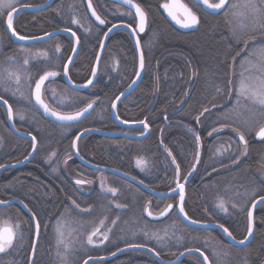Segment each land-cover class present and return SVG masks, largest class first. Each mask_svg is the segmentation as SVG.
Returning a JSON list of instances; mask_svg holds the SVG:
<instances>
[{
	"label": "trees",
	"instance_id": "trees-1",
	"mask_svg": "<svg viewBox=\"0 0 264 264\" xmlns=\"http://www.w3.org/2000/svg\"><path fill=\"white\" fill-rule=\"evenodd\" d=\"M70 1L73 0H56L52 6L45 11L39 13H21L15 18L14 29L19 35H26V37H29L27 34L19 32L17 28L20 27L22 30L31 34L44 33L57 29V27H61L60 23L63 19L62 17L66 16L68 19L66 20V26L63 27V29H68L74 32L80 43L77 58L69 70V78L75 84H83L90 76L91 68L105 30L94 25L90 19H88L89 22L85 21L86 24H84L83 21L81 22L82 28L78 27L77 24L72 23L73 19L66 12V8L60 7V5L63 6L66 2ZM76 1H79L85 13L83 1ZM134 1L137 2V4H139L146 12L150 21L147 34L141 38L143 48H146V51L144 50L146 72L138 88L118 107L117 116L122 120H142L150 113L151 115L158 116L160 118L159 122H152L150 136L143 141H129L120 138L105 139L98 136H88L81 140L79 143V149L87 158L100 164L113 166L118 170L128 173L154 190L164 191L168 189V183H159L157 175L159 165L156 163V158L161 154L159 148L161 145H159V143H161L170 153L172 152V155L176 160V165H179L180 175H182L191 164V150L193 143L195 144L197 155L198 142L196 136H199V143L202 148L201 159L193 176V180L186 189V201L184 204L185 213L189 219L194 221L214 222L223 225L232 233V236L235 239L241 240L244 237L245 224L243 223L241 215L239 216L232 212L233 203H230L231 201L229 200L225 205L226 208L228 207L227 211L222 210L218 213L213 210L214 207L216 208V204H213V202L217 203V198L226 197L227 194L232 195L234 191L243 192L252 183L256 184L257 177L255 174L257 165L260 163V146L263 141H250L248 143L246 157L244 158L243 163H239V154L236 152L237 150L235 149V146L233 145L231 149L236 151H229L226 148L228 145L232 146L233 140H228L229 137L226 135H221L220 137L215 136L211 140H207L206 131L197 129L195 123L189 122L186 118L192 114L195 110V105L197 104L198 99L204 95V92H202L201 75L206 74L210 63V61L207 60L209 58V49L212 47L216 48L217 46H219L218 48H221V45H218V42L216 41V34H219V25L216 21L221 20V15L218 17L203 18L200 28L196 32L190 34V36H188L189 38H187L185 36H180V33L174 30L164 19L159 9V0ZM93 5L108 26L115 23L125 22L124 18L121 17V13H128L125 9L106 0H93ZM80 19L82 20L81 17ZM157 36V41H155V37ZM55 39H58L57 42L62 43L63 57L61 63H59L58 69V71H61L71 52L72 41L63 36L56 37ZM51 41H53V39L49 42ZM111 41H114L116 45L119 44L120 46L118 61L124 74L120 75L118 78L119 80L124 79L122 85L117 81L114 85H111L107 81V69L105 71V76L101 78V69L104 63L106 65V58L108 59V51ZM54 45L59 46L58 43H55ZM223 46L224 45L222 44V48ZM223 53L224 52H222V54ZM211 65L213 66V64ZM155 67L157 68V72ZM135 70L136 57L131 39L124 32L119 31L108 40L99 68V76L92 89L95 91L94 94H90L91 91L88 93L71 91L66 88L60 78L54 83L59 84L58 89L62 90L68 98L73 100H69L71 105L75 101L80 102L77 106L68 105L67 108L60 109L57 105V108L53 106L51 98L48 96L46 97L44 91L45 101L51 108L58 111L74 112L93 101L97 106L88 119L78 125L65 128L75 130L69 137L65 138L59 137L61 135L55 133V130L59 128L58 126L44 120L36 111H32L33 114L31 117L35 124H33V126L35 127L28 130V132L36 137L38 146L36 157L29 165L18 171L15 179H12V184L10 183L8 184V187L3 188L2 195L4 197L11 196L12 198L19 199L27 206V208H29L34 216H36L38 221L41 220V216L49 210L47 205L51 202H49V200L53 194L44 189L45 181H50L54 178L50 177V179L47 176L44 166H36V164L39 162L41 163V158L44 159V156L47 155L46 152L56 154L59 158L65 156V154L68 155L73 137L83 129L104 127L113 130L114 128H111L112 126L109 121L110 106L115 97L131 82L130 80ZM186 74L188 79L189 75L193 76L195 82H187ZM0 97L11 104L10 100L7 98L1 95ZM183 97H185V99L187 98V101L184 102L182 105L183 107L177 109L178 114L176 115V120L178 122L175 126L172 125L167 129H163L159 136V131L163 126L161 117L165 112L169 113L174 108L172 107L173 104L176 106ZM2 111L3 109L0 106V123L3 118L2 115L4 111ZM95 112H99L102 118L97 116ZM1 126L2 125L0 124V127ZM5 132V134L9 135V139L3 134V139L7 142H4L5 144L0 143V165L11 159H13L12 161L22 159L25 156L27 147H30L27 142L16 138L9 131L5 130ZM2 146L3 148H1ZM43 146L47 149L42 150ZM220 148H222V150L224 148V151L220 150ZM12 150L14 151L12 152ZM216 154L220 156V159H216ZM212 157L216 159V167L212 168L210 166L211 168H207L206 165L211 163ZM136 158L143 161L142 165L149 169V172L145 173L144 176H141V174L136 171L137 168L141 170V167H133L136 163ZM193 163L186 175L190 172ZM236 164H238V166H236ZM9 173L10 172L7 171L4 175H8ZM164 174L167 175L169 181V174H167V172ZM198 174L200 176V181L195 180V177ZM186 175L183 174L182 177L185 178ZM15 180H18L17 186L14 183ZM26 192L28 194H26ZM141 194L147 197V199H150L143 192H141ZM259 196H264V194L257 195V197ZM164 202L165 201L163 200H153V209L159 210L163 207ZM7 211L15 215V217L22 219L26 218L24 213L16 206L8 208ZM202 214H206L210 220H199L198 216H201ZM262 214V220H264V212ZM260 216V213L257 211L255 217L260 218ZM166 222H170L171 224L174 223V225L179 224L181 227L185 228V230L188 231L191 240L194 242L195 239L193 248L202 251L211 264H213L211 253L206 251L205 248L200 247L199 244L196 243L197 240L210 239L216 236L222 246V249L218 250L220 257L218 259L223 260V264H244L243 262L241 263L238 254H242V257L246 258V262L248 261L246 264H258L264 259V221L260 222V225L262 223L263 229L260 225L256 226L251 243L243 249L230 247L222 235L216 231H199L184 226L178 220L175 212H172L166 219L160 222L148 221V223L160 225ZM146 239L149 238L146 237ZM187 239L189 240V238ZM151 242L154 243L155 246L152 243H146L144 241L141 245H145L156 251V243L154 241ZM156 252L160 256L162 255L158 250ZM109 253L110 251H106L105 255ZM93 254L98 256L101 253L100 251H95ZM28 255L29 250L23 248L20 250L18 249L15 257L8 252L1 255L0 264H26L28 261ZM124 256L126 255L102 264H156L153 260L149 262L145 260V258L138 256H135L136 258L129 256L127 257L129 259L128 261V259L124 260ZM13 259L17 260V262H13ZM181 264H185V262L183 261Z\"/></svg>",
	"mask_w": 264,
	"mask_h": 264
},
{
	"label": "rangeland",
	"instance_id": "rangeland-1",
	"mask_svg": "<svg viewBox=\"0 0 264 264\" xmlns=\"http://www.w3.org/2000/svg\"><path fill=\"white\" fill-rule=\"evenodd\" d=\"M44 1L45 0H19V3L16 5V7L20 5H38ZM242 2L243 0H241V3ZM254 2L259 5V0H254ZM259 6L264 9V5ZM60 7L66 8L68 15L71 16L72 19L79 21L77 24L78 27H81L82 21L84 24H86L85 21L89 22L85 7L84 10L86 14L84 13L79 1L73 0L66 2L63 6L60 5ZM239 11L243 12L244 15L232 16L230 14L231 10L226 8L221 15V20L216 21L219 25V34H216L217 39H214H216L218 45H221V48H218L219 46H217L216 48L212 47L209 49V58L207 60L210 61V63L208 65L206 74L201 75L202 92H204V95L198 99L197 104L195 105V110L189 115L192 117L187 116L186 118L189 122L195 123L197 116L202 110L212 108L211 111L207 112L198 122H196L197 126L200 130H209L208 134L206 135L207 140L214 138V135L212 134L214 129L217 130L221 128L222 131L216 133L217 135L215 136L220 137L221 135H226L229 137L228 140H233L234 143L232 142V146L228 145L226 148L229 151L237 150L236 152H238L240 159L238 162L243 163L247 154L246 152L248 150V143L250 141L256 142L254 140V135L259 127L264 125V109H261L259 105L253 104L250 100L244 97H239L237 90L240 84L241 73H243L245 77L249 78V82L255 80L256 76L258 75L256 68L253 66L259 65L261 63V58L264 57V11L259 14L250 13L243 8H241ZM5 17L6 14H0V95L10 100L11 104H13L14 120L17 123L18 130L22 132H28V130L35 127L33 126L34 122L32 121L31 116L33 114L32 111L36 110L33 108L30 99L33 84L45 71H58L59 63H61V59L63 57L62 43L57 42L58 39L54 38L55 40L53 39V41L49 43L45 42L38 44L37 46L17 45L10 40L5 31ZM121 17L128 20H131L132 18L131 15L124 12L121 13ZM62 18L63 19L60 23L61 27L57 28H63L66 26L65 23L68 18L66 16H63ZM14 26L15 18L13 20V28ZM17 30L23 34H27L29 37H26L25 35L24 37L26 38H30V36L35 37L46 33L31 34L22 30L20 27H18ZM55 43H58L59 46H55ZM222 44L224 45L223 48ZM57 47L59 48V51H57ZM222 52L224 53L222 54ZM45 53L46 55H44ZM25 59L29 61L27 65L24 64ZM211 64H213V66ZM108 68L109 57L108 59L106 58V65L104 63L101 69V78L105 76V71L106 69L108 70ZM6 70L18 73L20 75V83L17 84L14 77L10 79ZM134 76L135 72L130 81L133 80ZM186 78L187 82H195V78L191 75H189L188 79L186 74ZM58 86L59 84L53 82L45 88L46 97L48 96L51 98V103L54 107L57 108L58 106V108L62 109L67 108L68 105L77 106L80 104L79 101H75L71 105L69 100L72 99L68 98V96L62 90H59ZM90 93L94 94L95 91L92 90ZM185 100V97H183L176 106L173 104V109H176V107L179 108L181 105H183ZM59 112L63 111L60 110ZM95 113L97 116L102 118L99 112ZM166 113L167 112H165V114ZM20 116H23L24 118L20 119ZM2 117V122L0 124L4 127H0V135L2 134L0 143L3 144L4 142H7L5 139H3V134L7 139H9V135L5 134L7 127L6 116L4 112ZM58 127L59 128L57 129L55 128V133L61 135L59 137L62 138L70 136L75 131L74 129H65L68 128L65 126ZM238 132H243L245 134V140L247 141L246 145H242L237 139ZM233 145L235 146L236 150L231 149ZM3 146L1 148H3ZM260 147L261 157L255 174L257 177L256 184L252 183L243 192L234 191L233 194L231 193L232 195L227 194L226 197L228 198L220 197L217 198V203L213 202V204H216V208H213L214 212L220 213L219 211L223 210L218 206L220 201L223 200L224 204L226 205L230 200V203L235 205V207L232 206V212L238 214L239 216L241 215L243 223L245 224V230L247 210L250 203L255 199V197H257V195L264 194V140ZM29 149L30 147H27L28 151ZM43 149L46 150L47 148L43 146L42 150ZM220 150H222V148H220ZM13 151L14 150H12V152ZM191 151L192 153L190 163L192 164L195 162L196 157L194 143L192 145ZM222 151H224V148ZM46 154L47 155L44 156L42 162L44 163L46 174L49 178H56L62 176V174L65 176L66 180L75 178L73 172L70 170L71 168L69 163H64L68 155L65 154V157L59 160V157L56 154H50L48 152H46ZM217 158L220 159V156L216 154V159ZM46 159L48 160L46 161ZM216 159L212 157L211 163L207 164L206 167H216ZM12 160L13 159L5 161V163H8ZM135 161L136 163L133 167H138V159L136 158ZM238 164H236V166H238ZM190 166L186 172L183 173L184 175H186L190 169ZM139 167H141V170H138V173L141 174V176H144V172L148 167H144L143 165ZM93 175L96 176L97 178L95 179L99 181L96 182L97 186L95 187L101 186V188L98 189L97 194L104 196H107L109 193L107 191L108 188H113V182H118L105 176L104 173ZM115 179L119 180L118 190L120 193H122V195L120 194L118 199L115 197V195L112 197L110 196L107 201L114 203L113 206L115 210H118L119 213H115L114 216L111 214L98 215V218L96 219L97 222L94 223L86 220L84 225H79L80 223L75 219L65 216L67 213L65 212V214L62 215V217H65H60L61 219L58 220L57 223L52 224L50 230L52 241L51 243L49 242L50 248L48 251H46L47 255H49L50 264H81L84 259L88 258V256L95 252V249L98 251L102 249L103 252H106L107 250L111 251L113 249H120L130 245H141L143 241L146 243H152L151 241H154L156 243V251L158 250L162 254L161 257L167 261L174 260L180 251L193 248L195 239L193 242V240H191L189 237L188 231H186L185 228L181 227L179 224L174 225V223L171 224L170 222H166L161 225L148 223L147 219L144 217V208L147 205H152L153 199H147V197L141 194L142 191L140 192L139 190L135 189L136 187L130 185L129 183L118 178ZM120 180L125 183L121 182ZM195 180L200 181L199 174L196 175ZM14 183L17 186L18 180H15ZM93 184L95 183H92V186ZM88 189L89 188L80 187V190L84 194H90V190ZM253 194H255V196ZM122 196L123 198H128V214H125L127 207H124V209L123 207L122 209L117 207L119 203H122ZM166 203L167 202L165 201L163 206ZM86 209L87 208L85 207H81L78 209V213H80V215H86V212H84ZM123 211H125L124 214L122 213ZM257 211L261 215L260 218L256 217V225L259 226L260 222L264 221L262 220L264 206L260 207ZM5 212L6 211L0 210V222H3V216L5 215ZM125 215L126 217L124 218L125 221L123 225L121 218ZM206 217V214H202L201 216H198V219L206 221L210 220L208 217ZM109 218H113L115 223L111 222L110 225ZM102 220L104 221L103 226L100 224ZM44 221L45 220H42L43 227ZM97 227L100 228L101 238H103L104 235H107L108 239L106 240L105 245L101 248L89 247L88 236ZM260 227L263 229L262 223ZM245 230L244 237L246 236L247 232ZM44 231L43 233H45ZM146 237L149 239H146ZM187 238H189V240ZM93 241L99 242L97 236L93 237ZM196 243L211 253L213 264H223L222 262L224 261L218 259L220 258L218 250L222 249V246L216 236L210 239L197 240ZM152 244L154 245V243ZM125 255L126 256H124V260H127V257L129 256L134 258H136L135 256H138L151 262V258L143 253H128ZM238 256L240 257L241 263H248V261L246 262V258L242 257V254H238ZM184 262L185 264H202L198 258L193 256L187 257Z\"/></svg>",
	"mask_w": 264,
	"mask_h": 264
},
{
	"label": "water",
	"instance_id": "water-1",
	"mask_svg": "<svg viewBox=\"0 0 264 264\" xmlns=\"http://www.w3.org/2000/svg\"><path fill=\"white\" fill-rule=\"evenodd\" d=\"M54 1H56V0H45L43 3H41L39 5H20V6L16 7L17 11L13 13V16L15 18L16 16L20 15L21 13H39V12L45 11L51 7V5L54 3ZM106 1L113 3L117 6H120L124 9L128 10L129 12H131L135 18V26L131 27V26H128L124 23L113 24V25H116V27H113V25L107 26L106 22L104 24H100L99 21H97L96 18L92 15L93 10H95L96 14L99 15L98 12L96 11L95 7L93 6L92 1L90 0L91 8H89L88 7L89 0H84L85 10H86V13H87L89 19L94 23V25L105 30L104 35L102 36V39L100 41V44H99V47L97 50V54H96V57H95V60H94V63H93L92 69H91V74H90L89 80L91 79L93 81V83L90 85H87V86H85L87 84V82L85 84H75L69 78V70H70L71 66L73 65L74 61L76 60L77 55L79 53V49H80L79 39L76 35L75 36L72 35L73 32L71 30L63 29V28H57V29L50 30V31H48L42 35H39V36L30 37V38H26L24 40H20L18 34L13 36L11 34V30H9L7 28V24H6L7 16L5 17V21H4V28H5V31L8 35V37L10 38V40L13 43L20 45V46L42 44V43L48 42V41H50L56 37H61V36L67 37L72 41V50H71L68 58L66 59V61L64 63V65L65 64L68 65L67 76L64 75V71L62 68V71H61V73H59V75H57L54 78H51L48 81H45V84L42 88V98H44L43 97V91H44L45 86L51 82L58 80V78L60 76H61V80L64 83V85L71 91L81 93V92H86L87 90H90L95 85V83L97 81L98 74H99V67H100V64L102 62L103 55H104L105 48H106L109 37L112 34H114L115 32L123 31V32L127 33L131 38V42H132L133 49H134L135 56H136V73H135L133 80L130 82V84L126 88H124L115 97V99L113 100V102L110 106V109H109V116H110L111 121L120 130L119 131H108V130L99 129V128H88V129L81 130L80 132H78L76 134V136L74 137V139L72 141V144H71V155H72V157L83 167H85L89 170H92V171L112 175L118 179H121V180L133 185L134 187L138 188L144 194H146L148 197H150L152 199L166 200V199H169L173 196H178V200H177V203L175 205V212H176L177 218L179 219V221L183 225H185L186 227H188L190 229L199 230V231H216L222 235V237L224 238V240L226 241V243L230 247H233L236 249H242V248L247 247L251 243L253 235H254L255 212L259 207L264 205V203H259L260 197H257L253 200V201L257 202V206L255 208H253L252 207L253 201H252L248 207V210H247V213H248V211H252V213H253L252 223H251L252 234L251 235L248 234V228L250 225H249V218L247 215L246 216L247 236L245 237L244 240H237V239H233L232 238L233 236L229 237L227 235V233H225L223 231V228L220 227L221 225L218 223L199 222V221L191 220L188 217L185 218V215L183 213L179 212V195H178L179 190L176 188V184L171 189H169L168 191L159 192L157 190H154L150 186L146 185L145 183H143L142 181H140L139 179L135 178L134 176H132L128 173L117 170L115 168H111V167L92 163V162L86 160L85 158H83L79 154L78 145L82 139H84L85 137H88V136H98V137L105 138V139L125 138V139L131 140V141H141V140L147 138L150 134L149 127L148 126H147V128L144 127L145 122H141V123L129 122L128 123V122L122 121L117 116L118 107L122 104V102L127 97H129L131 94L134 93V91L140 85V83L143 79V76H144V56H143V51L141 48L139 37L145 33L146 25H147V19H146L144 31L140 32L138 30V27H137L139 24V18L135 16V10L134 9H130V6L127 4H124L122 2V0H106ZM191 1L200 5L202 7L203 11L205 13L211 15V16H218L225 10V9H222V10L214 12L212 10L205 9L201 4H199L197 2V0H191ZM171 2H172V0H166L165 3H171ZM178 2L182 3L180 0H178ZM162 5L160 6V11H161L162 15L164 16L165 20L168 23H170L172 25V27L181 31L182 33L195 32L198 29L199 23L197 25L191 27V28L181 27L180 24H177L176 21L173 20L168 15V13L165 11V9L162 7ZM109 29H111V31H109ZM133 29H136V32L134 34H133ZM137 41H139V46H137ZM141 55L143 56V68L140 67ZM69 58H71V63H69ZM93 68H96L95 78H93V75H92ZM43 74L44 73H42L41 75H43ZM40 76L37 78V80H39ZM34 88H35V83L33 84V87L31 90V98L30 99H31L32 106L34 107V109L40 114V116L44 120H46V121H48L51 124H54L56 126L77 125V124L83 122L84 120H86L87 118H89L96 108V104L93 103L92 109H90L87 113H85L84 116H82L79 120H76V121H59L55 117L45 113L43 111V109L38 104L35 103V99H34V95H33ZM117 97H119V99H117ZM90 103H92V102H90ZM113 104L116 105L115 108L112 107ZM0 106L5 111L6 123H7V127H8V130L10 131V133L13 136H15L16 138H19V139L24 140V141H28L31 144L30 151L24 159H22L18 162L5 163V164L0 165V174H1L5 171L18 170V169H21V168L25 167L26 165H28L32 161V159L34 158V156L37 152V141H36L35 150H33V140H32L33 135L26 133V132H21L17 129V127L15 126V123H14L13 115H12L11 119L9 118V115H8L9 104L5 103V100L2 98H0ZM86 106L87 105L83 106L79 110L83 109ZM211 109H208V111L202 110L201 113H203V114L200 113L197 116L196 122H198L207 112L211 111ZM79 110H77V111H79ZM74 112H76V111H74ZM74 112H69V113H74ZM137 129L143 130L144 134L133 135V134L127 133V131H129V130H137ZM221 130L222 129H219L216 132H221ZM257 131H256V133H257ZM256 133L254 135V140L256 142H260V141L264 140V139L259 138ZM237 139L240 141L239 135H237ZM73 144H75V147H73ZM241 144L245 145L243 142H241ZM197 149H198L197 154H198L199 162H197V155H196L195 162L193 163V166H192L190 172L185 176L184 180L182 182H180V183L184 184L183 206H184V203L186 200L187 184H189V182L192 180V178H193V176H194V174H195V172L199 166V163H200L202 148H201V144L199 142H198ZM76 181H77V179L72 180L73 183H75ZM79 185H81V184H79ZM13 205L18 206L25 213V215H27L30 218V220L32 221L34 236H33L32 247H31L30 253H29L28 264H33L34 255H35L36 247H37V241H38V237H39V226L37 227V225H38L37 220H36L35 216L32 214V212L26 207V205L17 199H11V200L5 201L4 203H0V208H8V207H11ZM168 205H173V204H168ZM168 205L161 212H164V210L168 207ZM173 208H174V205H173L172 209ZM172 209L166 215L162 216V215H160L161 212L160 213H153L151 211L150 207L146 206L144 208V217L147 220L152 221V222L160 221V220L165 219L169 215V213L172 211ZM149 212H151L152 215H149ZM241 241H243V243H240ZM128 253H143V254L149 256L156 264H180L182 261H184L187 257H190V256L198 258L202 264H211L208 258H207V261L203 260V257L201 256V253H203V252L200 250L197 251V249H195V248L185 249V250L181 251L175 257L174 260L167 261V260H164L155 250H153L147 246H144V245H130V246H126V247L117 249L114 252L110 253L109 255L98 256V257H88V258L84 259L81 264H101L104 262L115 260L118 257L125 255V254H128ZM203 255L206 256L204 253H203ZM258 264H264V259L261 262H259Z\"/></svg>",
	"mask_w": 264,
	"mask_h": 264
},
{
	"label": "flooded vegetation",
	"instance_id": "flooded-vegetation-1",
	"mask_svg": "<svg viewBox=\"0 0 264 264\" xmlns=\"http://www.w3.org/2000/svg\"><path fill=\"white\" fill-rule=\"evenodd\" d=\"M91 1L93 2V0H91ZM159 1H160L159 2V9H160V6L163 3H165L166 0H159ZM180 1L184 5H186L193 13H195L196 16L199 18V27H198V29L200 28V25H201V22H202L203 18L216 17V16H211V15L205 13L200 5L194 3L191 0H180ZM212 2H216V0H212ZM34 5H36V4H34ZM126 11L129 13L128 10H126ZM146 16H147L146 30H145V33L139 37L141 48H142V51H143V56H144V50L146 51V48H143V44L141 42V38L144 37L145 34H147L148 29H149V23H150L149 17H148L147 14H146ZM131 17H132L131 20L124 19L125 22H123V23L128 25V26L134 27L135 26V18H134L132 13H131ZM206 21H208V20H206ZM111 25H113V24H111ZM173 29L176 30L178 33H180V36H185L187 38H189L188 36H190V34L194 33V32L182 33L181 31L175 29L174 27H173ZM118 32H115L114 34H116ZM114 34H112L110 37H112ZM125 34L129 37V35L127 33H125ZM181 34H183V35H181ZM110 37H109V39H110ZM157 38H158V36L155 37V41H157ZM37 45H35V46H37ZM155 47H156V45H155ZM119 50H120L119 44L116 45V43L114 41H111L110 45H109V51H108L109 68L107 70V81L111 85H114V83H116V81L120 82L121 85L124 82V79L119 80V78H118L120 75L124 74L123 73V69H122V67H120V63L118 61ZM155 70L157 72V68L156 67H155ZM61 71H57V72L61 73ZM145 72H146V66H145V57H144V74H145ZM90 74H91V72H90ZM60 78H61V76L58 78V80ZM89 78L87 79V81L89 80ZM85 83H83V84H85ZM93 87L90 90H87L86 93L92 91ZM81 93H83V92H81ZM185 101H187V98H186ZM8 104H9V107H11V110H12V113H13V118H14V109H13V106H12L13 104H10V103H8ZM181 107H183V106L181 105L179 108H181ZM179 108L173 109L172 111H170L169 113L164 114L161 117L163 126L160 129V131H159V136H160V133L162 132L163 129H167L169 126H172V125L175 126L176 125V123L178 122L176 120V115L178 114L177 109H179ZM159 119L160 118L158 116L151 115L149 113L142 120L131 119L130 121L131 122H136V123L137 122L138 123L145 122V124H147V126L149 127L150 132H151L152 122L153 121L154 122H159ZM109 121H110L111 126H112L111 128L112 129L114 128L113 130H109L108 128H104V127L100 128V129H105V130H108V131H119L120 130L119 128H117L113 124V122L110 119V116H109ZM123 121L128 122L129 120H123ZM14 123H15L16 127H18L17 123L15 122V120H14ZM195 125L197 126L196 123H195ZM190 127H192V126H190ZM197 129H199L198 126H197ZM217 130L212 131L213 132L212 134L214 135V137H215V135H217L216 133H219V132H216ZM208 131H206V135L208 134ZM26 133H29V132H26ZM127 133L133 134V135H142V134H144V131L141 130V129H137V130H129V131H127ZM29 134H31V133H29ZM76 134H75V136H76ZM149 136H150V134H149ZM67 137H69V136H67ZM74 137H73V139H74ZM147 138H145V139H147ZM73 139H72V141H73ZM112 139H115V138H112ZM120 139H125V138H120ZM145 139H143V140H145ZM125 140H128V139H125ZM143 140H141V141H143ZM129 141H131V140H129ZM24 142H27L29 146L31 145L30 142H28V141H24ZM71 144H72V142H71ZM159 145H161V147H159L160 150H161V154H159L157 156V158H156V163H157V165H159L158 166V172H157L158 181H159V183L167 182L168 183V187L170 186V188H172L177 182L176 163H173V158H175V157L172 155V152H171V155H169L170 152L168 150H166L161 143H159ZM65 149H67V148H65ZM78 152L83 158H85L86 160H88V161H90L92 163H95V164H98V165L107 166V167H111V168H115L113 166H109V165H106V164H100V163H98V162H96V161H94V160H92L90 158H87L85 156V154L81 153V151L79 149V145H78ZM28 153H29V151L27 150L26 153H25V156L22 159H24L27 156ZM36 154H35L34 158L32 159V161L35 159ZM64 157L65 156L59 158V160H61ZM22 159H20V160H22ZM20 160H14V161L18 162ZM41 160H43V159L41 158ZM47 160L48 159H46V161ZM10 162H13V161H10ZM10 162H8V163H10ZM64 163L65 164L69 163V166L71 168L70 170H71V172H73L75 178H71L70 180H66L65 176L62 174V176H59V177H56V178L52 179L53 181L52 180L45 181L46 183H45L44 189L47 190V191L52 192L53 194H52V196H51V198L49 200V202L50 201L51 202L48 203V205H47L49 210H47L41 216V218H40L41 220H39L40 222L37 220V218L35 216V218L37 220V223H38V226H39V237H38V241H37V247H36V252H35V255H34L33 264H50L49 255H47V253H46V251H48L49 248H50L49 247V242L51 243V241H52L51 240L50 230H51L52 224L57 223L58 220H60L61 218H64L65 216L71 217V218L75 219L76 221H78L80 223L79 225H84L86 220H89V221L94 222V223L97 222L96 219L98 218L97 217L98 215H109V214H111L112 216H114L115 213H119L118 210H115V208L113 206L114 203L107 201V199H109L110 196L111 197L113 196L112 193L109 192L108 193L109 195L107 194V196H104V195H101V194H97V191H98L99 188H101V186L100 187H95V186H97L96 182H99V181L97 179H95L97 177L94 176L93 174H99L100 172L89 170V169L83 167L82 165H80L71 155V145L69 147L68 156L66 157ZM38 165L43 167L44 163L41 161V163L39 162V163L36 164V166H38ZM115 169H117V168H115ZM147 169L145 170L144 173H148L149 172V169H148V171H147ZM20 170L21 169L8 171V172H10L8 175H4L5 172H7V171H5V172L0 174V202H5V201L11 200V199H17V198H12L11 196L4 197L2 194H3V188L8 187V184H10L13 181L12 179H15L18 171H20ZM138 170L139 169L137 168V171ZM152 170H153V168H152ZM166 172H167V174H169V177H170L169 181L167 179V175L164 174ZM105 176H107V177L119 182V180L115 179L116 177L112 178V177H114L112 175L105 174ZM73 179L82 180V181H85V183H83L81 185L75 184V183L72 182ZM183 180H184V177H182V175H180V182H182ZM192 180H193V178H192ZM118 182L117 183L113 182V188L117 189V192L115 194V197L117 199L120 196V194L122 195V193H120V191L118 190ZM190 182H189V184H190ZM92 183H95V184H93L94 187L92 186ZM189 184H187V186ZM80 187L89 188L88 190H90V194L82 193V191L80 190ZM91 187H93V188H91ZM10 188H12V187H10ZM165 191H167V190H164V191H161V192H165ZM26 194H28V193L26 192ZM26 196L29 197L28 195H26ZM17 200H19V199H17ZM153 200H162V199H153ZM177 200H178V196H173V197H171L169 199L163 200V201H166L167 203L163 207H161L159 210L153 209L152 205H149V207H150V209H151V211L153 213H160L168 204H173L174 208L169 213V215H170L173 211L175 212V205L177 203ZM121 201H122V203L118 204V205H121V207H119V208L122 209V207H123V209H124V207H127L126 212L123 211L122 213L124 214V212H125V214H128L129 213L128 212L129 211L128 210L129 206H128V203H127L128 202V198H123V196H122V200ZM77 205H78V207H77ZM13 206H16V205H13ZM16 207L19 208L18 206H16ZM81 207L87 208L86 210H84V212H86V215L81 214L82 215L81 216L80 213H78V209L81 208ZM8 208H10V207H8ZM8 208H0V210L6 211L5 215L3 216V221L4 220L5 221H9V223L11 225H15L17 222H19L20 228H19V230L17 232V235H16L15 239L13 240L12 245L10 247H6L4 252H0V258H1L2 254L8 253V252H10L13 257H15L18 249L20 250L21 248L29 250V253H30V249H31L32 243H33L34 230H33V224H32V221L30 220V218L27 215H25V213L20 208L19 209L24 213L26 218L22 219V218H19V217H15V215H13L12 213L7 211ZM65 212H67L66 215L64 217H62V215L65 214ZM87 216H89V217H87ZM125 217H126V215L121 218V220L123 222V225H124V221H125L124 218ZM42 220H45L44 221V227L42 226ZM113 221H114V219L111 218L110 221H109V224L111 225V222L113 223ZM256 222L257 221H256V217H255V228L257 226ZM44 229H45V231H44ZM25 230H26V233H25ZM43 231L45 233H43ZM94 237H96V236H94ZM97 238L99 239V242H94L93 241V243H91V244L88 243L89 247L101 248V247H103L105 245L106 240L101 238L100 233L97 235ZM103 250H104V248H103ZM115 250H117V249H114V250H111V251L107 250V251H110V253H111V252H113ZM94 251H98V250L95 249ZM100 252L102 254H99L98 256L105 255V252H103L102 249L100 250ZM90 257H95V255L91 254ZM28 258H29V255H28ZM14 261L17 262V260L13 259V262ZM26 264H28V261H27Z\"/></svg>",
	"mask_w": 264,
	"mask_h": 264
},
{
	"label": "snow or ice",
	"instance_id": "snow-or-ice-1",
	"mask_svg": "<svg viewBox=\"0 0 264 264\" xmlns=\"http://www.w3.org/2000/svg\"><path fill=\"white\" fill-rule=\"evenodd\" d=\"M124 4H127L130 6V9L135 10V16L139 18V24H138V30L140 32L144 31L145 24H146V13L143 11V9L140 7L139 4L135 3L134 0H122ZM199 4H201L205 9L212 10V11H219L222 9H230L232 16L241 15L243 16L244 13L240 12L239 10L241 8L247 10L250 13L259 14L264 9H262L259 5H264V0H259V5L254 2V0H243L241 3V0H216V2H212V0H197ZM19 3V0H0V14H6V24L7 28L11 30V34L13 36L17 35L15 29L13 28V20L14 16L13 13L17 11L16 5ZM88 7L91 8V2L89 0ZM162 7L165 9V11L168 13V15L176 21L177 24H180L181 27L184 28H191L199 23V18L196 16L195 13H193L186 5L179 3L178 0H172L171 3H164ZM131 15V12L128 13ZM92 15L96 18L97 21H99L100 24H104L105 20L101 19L99 15L96 14L95 10L92 11ZM72 23L78 24L79 21L76 19H73ZM113 27H116V25H113ZM111 31V29H109ZM136 32V29H133V34ZM73 36L76 34L73 32ZM20 40L26 39L24 36H19ZM137 46H139V41H137ZM57 51H59V48L57 47ZM46 55V53L44 54ZM29 61L27 59L24 60V64L27 65ZM69 63H71V58H69ZM140 67L143 68V56L141 55L140 58ZM256 68V71L258 72V75L256 76L255 80L252 82H249V78L245 77L243 73H241L240 78V84L239 88L237 90L239 97H244L248 100H250L253 104L259 105L261 109H264V57L261 58V63L259 65L253 66ZM7 71V70H6ZM64 75L67 76L68 74V65L65 64L63 66ZM8 77L15 78V81L17 84L20 83V75L16 72L7 71ZM59 75L56 71H45L43 75L40 76L39 80L35 82V88H34V99L35 103L38 104L45 113L48 115H51L55 117L59 121H76L79 120L82 116H84L85 113H87L90 109L93 107V103L87 104L86 107L83 109L76 111L74 113H62L59 111H56L55 109L51 108L48 103L45 102V99L42 98V88L45 84V81L50 80L51 78L56 77ZM93 78L96 76V68H93L92 70ZM93 81L90 79L87 81V85L92 84ZM119 99V97H117ZM239 102V101H238ZM7 103V101H5ZM113 108L116 107L115 104L112 105ZM205 111H208V109H205ZM203 114V113H201ZM8 115L9 118H12V110L11 107L8 109ZM23 116H20V119H23ZM145 128H147V124L144 125ZM215 131V129H214ZM257 136L261 139H264V125H261L259 127V130L257 131ZM239 139L241 142H243L245 145L247 144V141L245 140V134L243 132H238ZM33 140V150H35L36 147V137H32ZM197 142H199V136H196ZM73 147H75V144H73ZM171 155V153H169ZM197 162H199L198 154H197ZM173 163H175V158H173ZM143 164V161L138 160L137 166H141ZM176 175H177V182H176V188L179 190V212L183 213L185 215V218H187V214L184 212V184L180 183V171H179V165H176ZM76 184H82L85 183V181L77 180L75 182ZM108 192L112 193L113 195L116 194L117 189L116 188H108ZM255 196V194H253ZM4 203V202H0ZM259 203H264V196H261L259 198ZM221 209L224 211H227V208H225L224 201L221 200L219 205ZM257 206V202L253 201L252 207L255 208ZM78 207V205H77ZM117 207H121V205H117ZM173 205H168V207L164 210V212H161L160 215H166L171 209ZM235 207V205H233ZM149 215H152L151 212H149ZM249 218V228H248V234H252V211H248L247 213ZM115 223V221H113ZM101 226L104 225V221L102 220L100 222ZM38 227V225H37ZM223 228V231L227 233L229 237H232V233L229 232L227 228H225L223 225L220 226ZM20 228L19 222H17L15 225H11L9 221H3L0 222V252H4L6 247H10L13 243V240L15 239L17 232ZM100 233V228L97 227L89 236H88V243H93V237L97 236ZM235 239L234 237H232ZM104 240L108 239L107 235H104ZM240 243H243L241 241ZM197 251H199L197 249ZM201 256L203 257V260L207 261V256H204L203 253H201Z\"/></svg>",
	"mask_w": 264,
	"mask_h": 264
}]
</instances>
